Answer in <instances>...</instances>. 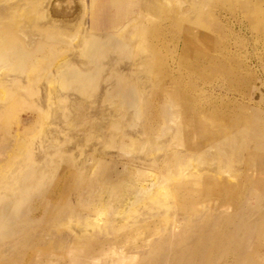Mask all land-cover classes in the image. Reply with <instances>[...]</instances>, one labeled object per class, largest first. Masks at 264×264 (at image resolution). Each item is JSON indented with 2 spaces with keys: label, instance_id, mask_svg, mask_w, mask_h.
Wrapping results in <instances>:
<instances>
[{
  "label": "rangeland",
  "instance_id": "374dc122",
  "mask_svg": "<svg viewBox=\"0 0 264 264\" xmlns=\"http://www.w3.org/2000/svg\"><path fill=\"white\" fill-rule=\"evenodd\" d=\"M19 1L21 12L0 24L21 21L13 35L21 59L33 51L19 45L23 33L42 35L26 67L52 70L87 46L111 49L84 59L91 71L83 84L0 76V218L9 234L0 239V264H68L73 249L86 247L116 264H264V248L253 250L264 243V130L256 121L264 122V0L0 5ZM99 7L111 16L131 8L130 27L105 29ZM61 8L70 14L52 15ZM49 19L59 33L40 35ZM84 20L91 35L82 44ZM250 114L260 128L242 126ZM211 133L222 135L221 149L208 145ZM242 148L255 159H241ZM17 175L33 181L15 188ZM211 181L236 191L227 198ZM202 245L206 252H197Z\"/></svg>",
  "mask_w": 264,
  "mask_h": 264
},
{
  "label": "bare ground",
  "instance_id": "6f19581e",
  "mask_svg": "<svg viewBox=\"0 0 264 264\" xmlns=\"http://www.w3.org/2000/svg\"><path fill=\"white\" fill-rule=\"evenodd\" d=\"M27 1H30V2L31 1H35V2H37L38 0H27ZM117 1H119V0H117ZM81 2H82V0H81ZM119 3L120 2H118V4ZM147 4H148V1H144L143 7L146 8V9H147ZM0 6H1L0 7V18L3 17V18H13L14 19L13 14L15 12H18V11L21 12L20 10L22 9V4H20V1H19V4L18 5L15 4V6L14 5L13 6L11 5L9 7H8V5L7 6L6 5H0ZM246 7L248 8V4H246ZM43 8L41 7V8L38 9V7H36V9L35 10H32V11L37 14L36 16H39L40 15L42 18L45 17V19H46V16L47 15H46V13H45V11H44ZM79 8L81 9L80 6H79ZM124 9L125 10H121V12H119V13L116 12V13H114V15L111 16L109 14L108 15L105 14L104 13L105 11H102L103 10L102 7H99V12H97L96 15L97 16L99 15L101 17L104 16L105 20L108 21V22L106 21L107 23L104 25V28L105 29L111 28V29L115 30L116 33L117 32L119 33L121 30L122 31L123 30H126V28L128 26L130 27V23L127 25L126 22H128L127 19L130 17V12L129 11H130L131 8L129 9V7H128V8H124ZM32 11H31V13H33ZM84 13H86V12H84ZM68 14H70V13H69V11L65 10V8L64 9H62V8L61 9H54L53 10V13H52V15L55 16V17H66ZM14 15H16V14H14ZM31 16H29V19H28V17H25V18L28 19L27 22L31 21ZM47 19H48V17H47ZM56 21L57 20H54V19H49V21L47 20L46 22H47V25H48L47 27L48 28H46V27L44 28L43 27V30L37 29L38 32H40L39 34L41 35L42 33H44V34L45 33H47V34H49V33L54 34V33H57V32L59 33L58 30H60V28H58L56 26H53V24H55ZM20 22L21 21L18 19V20H12V23L11 24H10V22H7L6 24H2V25L0 24V76H7V77L10 76V77H13V78H15L17 80H19V78H21L22 76H25L24 79H23V77H22V79H20L22 82L30 81L32 78H36V76H39V77H51V78H53V77H60V76L61 77L62 76L63 77L71 76L78 83L83 84V82L85 81V77L87 76L88 72L91 71V70H89L87 68V66L90 65V64L87 63L84 59L85 58L86 59H95V58H97L100 55L106 54V52L109 49H111V48L105 47L104 45H100V46H96V48H94L92 50L87 51V49L89 48V46H87L86 47V51L83 54H81V56L77 55L76 53H73L71 56H68V58H66L65 61H63L64 63L61 62V64L57 65L56 67H53L52 70H49L48 68L45 67V68H42V72H39L38 69L36 70L35 65L31 64L30 67H26V64H28V62L30 61V59L33 56V54H35L38 51L37 50L38 47H36L35 42H37L38 39H42V35L40 37V36L37 35V33H34V31H30L29 33H26V32L23 33L24 34L23 35V39H21V41H19V45L23 46L24 48L26 47L27 49H32L33 51L31 52V56H28L26 58L21 59L20 56H19V53L17 54V50H16L17 43L14 40L15 39L14 38L15 36H13L14 34H18L19 32H21V29H22L21 27L22 26H21ZM69 22H65V23H69ZM37 24H39V23H37ZM43 24H44V22H43ZM83 25L84 26L82 27V30H81V34H82L81 43L82 44L87 43L88 40H90L89 37L91 35L89 33L88 21L86 23V21L84 20ZM25 26H27V25L25 24ZM51 28L52 29H57V30L52 31V30H50ZM72 30H73V28H72ZM72 30L69 29V31H72ZM50 31H52V32H50ZM92 32H93V30H92ZM21 33H19V34H21ZM25 33H26V35H25ZM73 35H75V34H71V35H67L66 34L65 37H67L68 39H71L72 40ZM119 35H120L119 38L121 40H123V41L125 39L128 40V38L126 36L124 37L121 34H119ZM24 36H26V37H24ZM58 40H59L60 43L62 42L60 38ZM129 40H130V38H129ZM108 41H111V40L109 39ZM124 44H126V43H124ZM124 44L123 45H120L119 44L118 49L120 47L121 48L122 47H125ZM79 46H80V44H79ZM74 62H76V63H74ZM73 64H80V65L84 66L85 68L80 69L79 71H77L75 73H71V71H67V70L65 71L64 70V69H66L65 67L67 65L69 66V65H73ZM16 69H17V71H20L21 70L19 72L18 76L10 75V73H12V72L13 73H15V72L17 73ZM78 89L81 90V88H78ZM44 90H45V88H44ZM165 94H166V92H165ZM260 99H262V98L260 97ZM252 104H254L257 107L256 102L255 103L253 102ZM198 110L203 111L205 109L203 108V109H198ZM245 111H247L248 113H251V110H249V108H246ZM251 116L252 115L250 114L249 117L246 116L244 118V120H241L242 126L244 128H246V129H247V126H251V123L250 122H252V121L249 119ZM211 121H213V120H211ZM256 121L259 123V125H260L261 128L258 125H256L254 122H252V123L254 125L258 126L260 129L264 130V122L263 121L261 122L260 120H257V119H256ZM234 122L240 124V122L237 119H234ZM225 135L228 136L226 138H229V139L231 138V137H229L231 135L230 133H227V134L224 133V136ZM218 136H222V135H219V133H216V134H212L211 133L207 137V138L210 139L209 144L208 143H206V144L212 146L213 149H216V148L221 149V145L223 146V144H222L223 138L218 137ZM237 139H238V137H237ZM238 154H239L238 156L241 157V159H243V157L246 156L248 159L254 160L255 157H256L255 156V153H253V151H250L247 148L240 149V151H238ZM254 169H257V168H254ZM35 171L36 172H39L36 169H35ZM28 180L29 179H26L25 176L19 178V176L17 175V177H15V178L12 179L11 183H12V185H14L15 188H17L16 186H18V187H20L22 189V187L24 186V184L25 185H27L29 183L31 184L32 181H33L31 179L29 181ZM210 183L213 184V186L214 185H216V187L219 186V190L223 191V193H225V195H227V198L229 197V194H232L233 192L236 191L235 186H232L229 183H219V182H216V181H211ZM21 192L23 194L25 191H21ZM20 197H22V195L19 196L18 198H20ZM261 224H263V223H261ZM6 232L7 231H5V224L2 221V219L0 218V239H2L3 237H5L7 235ZM12 233H13V231H12ZM220 233L221 232H219L218 230H216V232L214 234L219 235ZM214 234L212 236H210V241L213 242V245L211 247V250H214L215 251V249L218 250V245L217 244L220 241L217 240V243L215 242ZM10 235H11V233H10ZM197 235H198V238H197L198 241H202L203 240V234H202V232H198ZM44 238H45V236H44ZM174 238L177 239L176 237H174ZM57 240H59V239H57ZM15 245H16V243H14V242L11 241V242L6 243L5 246L10 250V249H13L15 247ZM258 245L253 248V250L256 253L259 252V250H261L262 248H264V243H261L259 246ZM158 246L159 245H157V247H156V250L157 251L160 250V246L159 247ZM178 246L179 245H177L176 249H178ZM7 248H6V250H7ZM84 249H81V252H80V250L79 251H76V249H73V251L74 252H77V253H75V254H73L74 252L73 253H70L71 255L69 257V263L68 264H116V261H114V260H112L110 258H107V259L104 258L103 260L100 259L102 253L97 248L94 249L93 247H86ZM201 249L206 252V249L207 248L204 245H202L200 247H197L195 250L197 252H199ZM178 251H179V249L176 250L175 252H178ZM197 252H195V254ZM124 257L126 259V256H124ZM122 260H124V259H120L119 261H122ZM97 262H99V263H97ZM29 264H43V262H41V263H34L33 262V263H29Z\"/></svg>",
  "mask_w": 264,
  "mask_h": 264
}]
</instances>
